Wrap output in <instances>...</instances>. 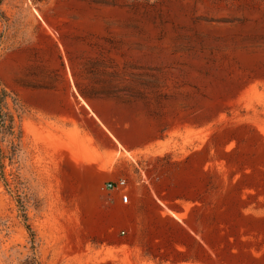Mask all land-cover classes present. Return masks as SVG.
<instances>
[{"label": "rangeland", "instance_id": "obj_1", "mask_svg": "<svg viewBox=\"0 0 264 264\" xmlns=\"http://www.w3.org/2000/svg\"><path fill=\"white\" fill-rule=\"evenodd\" d=\"M0 12V264L30 254L26 224L42 264H264V0ZM80 104L122 147L92 185L61 133Z\"/></svg>", "mask_w": 264, "mask_h": 264}, {"label": "crops", "instance_id": "obj_2", "mask_svg": "<svg viewBox=\"0 0 264 264\" xmlns=\"http://www.w3.org/2000/svg\"><path fill=\"white\" fill-rule=\"evenodd\" d=\"M80 108L85 112L83 117L85 120L61 118V133L63 138L69 144V150L72 148L78 153L71 151L74 160L87 162V166L83 171H91V185L95 184L97 179L101 177L102 171L111 163L112 157L122 151V147L117 139L112 137L107 127L97 121L94 113L88 111L85 105L80 104ZM72 137L76 139V144ZM67 147V146H66ZM89 149L90 152L87 151Z\"/></svg>", "mask_w": 264, "mask_h": 264}, {"label": "trees", "instance_id": "obj_3", "mask_svg": "<svg viewBox=\"0 0 264 264\" xmlns=\"http://www.w3.org/2000/svg\"><path fill=\"white\" fill-rule=\"evenodd\" d=\"M39 1V0H35ZM105 0H103L104 2ZM112 3H114L116 0H109ZM1 19L4 18V16L0 12ZM7 97L8 93L7 91L1 87L0 83V140L4 138V136L7 134L8 131L13 129L14 125V118L11 112L7 109ZM0 154H1V148H0ZM24 220H27V216L24 214ZM26 227L28 231L30 232V235L32 237L31 240V251L30 254L27 255V257L22 261L21 264H42L39 258L36 255V242H35V233L30 224H26Z\"/></svg>", "mask_w": 264, "mask_h": 264}, {"label": "built area", "instance_id": "obj_4", "mask_svg": "<svg viewBox=\"0 0 264 264\" xmlns=\"http://www.w3.org/2000/svg\"><path fill=\"white\" fill-rule=\"evenodd\" d=\"M106 187L111 190H115L121 194L122 201L127 203L130 201L129 184L125 178H119L117 180H109L106 182Z\"/></svg>", "mask_w": 264, "mask_h": 264}]
</instances>
